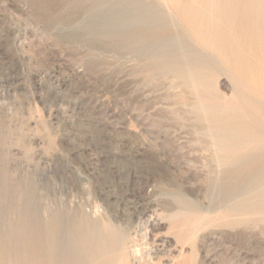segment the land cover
<instances>
[{
	"label": "rangeland",
	"instance_id": "1",
	"mask_svg": "<svg viewBox=\"0 0 264 264\" xmlns=\"http://www.w3.org/2000/svg\"><path fill=\"white\" fill-rule=\"evenodd\" d=\"M162 1L0 0V264H264V0Z\"/></svg>",
	"mask_w": 264,
	"mask_h": 264
},
{
	"label": "bare ground",
	"instance_id": "2",
	"mask_svg": "<svg viewBox=\"0 0 264 264\" xmlns=\"http://www.w3.org/2000/svg\"><path fill=\"white\" fill-rule=\"evenodd\" d=\"M127 3L131 6V12L134 15L133 19L130 17H124V19H120L119 21L117 20L118 22H116V23L114 20L110 19V27L111 28L117 27L118 24H120V23L134 25L135 23H137V21H139L140 18H144V17H148V18L154 19L156 21L162 22V19L159 16V14H160L159 9L156 7V5L151 4V3H148V4L138 3V2H136V0H127ZM160 4L168 12H170L171 5L167 1L163 0L162 2H160ZM114 23H115V25H114ZM145 37H146V35H145ZM209 46H212V45H209ZM191 54H192V52H191ZM193 54L196 56V60H198V61L203 60L199 55L196 54V51ZM253 162H255V161H253ZM239 170H240V168H236V169H233L232 171L237 172ZM255 173H256L255 174V180L256 181H264V163H263V165L256 168ZM180 202L185 207H192V202L185 199V198L180 199ZM263 204H264V202H263ZM105 232H107V234H104ZM124 239H125V235L123 232L116 230L114 228H111V227H107L106 231L105 230L101 231L96 226H93V227L92 226H86V227L81 226V227H79V230H78L77 247L75 248V250H73L74 252H71L70 255H68L66 257L67 261H65V262L61 261L60 264H112L113 262H112V259L110 258V253H112L113 257L118 258L117 263L120 264V262L122 260V255L124 252Z\"/></svg>",
	"mask_w": 264,
	"mask_h": 264
}]
</instances>
